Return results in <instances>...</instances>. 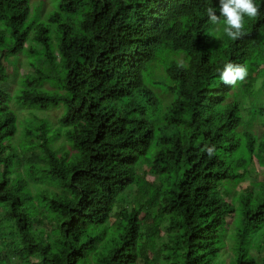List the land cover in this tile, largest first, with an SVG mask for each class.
<instances>
[{
    "label": "trees",
    "instance_id": "16d2710c",
    "mask_svg": "<svg viewBox=\"0 0 264 264\" xmlns=\"http://www.w3.org/2000/svg\"><path fill=\"white\" fill-rule=\"evenodd\" d=\"M29 2L0 0V81L39 54L0 89V264H264V179L233 188L264 170V134L239 130L264 117V0L235 41L219 0H59L33 38ZM226 62L248 80L225 85ZM12 102L34 118L18 142Z\"/></svg>",
    "mask_w": 264,
    "mask_h": 264
},
{
    "label": "rangeland",
    "instance_id": "374dc122",
    "mask_svg": "<svg viewBox=\"0 0 264 264\" xmlns=\"http://www.w3.org/2000/svg\"><path fill=\"white\" fill-rule=\"evenodd\" d=\"M30 14L25 22V26H29L30 24H33L29 29L30 38H33V36L36 33L35 26L40 25L41 23L47 22V19L49 15L54 12L56 9H58L59 6V0H30ZM1 30H7V34L10 35V29L9 26L6 24L5 21L0 20V36L2 35ZM8 39V38H7ZM9 40V39H8ZM31 43L28 45H25L24 50L21 53H12L11 55L7 56L6 59L3 60L4 67L6 68V73H8L9 79L7 80H1L0 81V89H3L4 91H7L8 94L12 95L15 94L16 90L20 87V80L23 78V76L27 75L32 69L28 68L25 65V62L28 60H36V57L39 56V54H32L29 49L31 46L37 44L34 43V40H30ZM24 55L26 57H24ZM29 58V59H28ZM249 77L246 78V81ZM48 86V85H47ZM262 107H264V93L262 95ZM233 98V97H232ZM15 99V97H14ZM10 106L18 113L19 120H18V131L16 134L15 142H18L17 138L20 136L22 138L25 126L31 125L32 121L34 120L33 115L30 113H27L25 110H21V105L17 103H10ZM26 107V106H24ZM56 109H51L49 111V114L54 116L56 114ZM250 118V115L245 112V120ZM239 130H248L249 132L255 134L257 138H261L264 134V117H261L258 115L256 119H253L251 123H245L244 125L239 127ZM247 146L245 144H242L239 151H238V157L241 156V158L247 157ZM148 179L154 180L156 177L152 174H149L147 176ZM264 179V170L261 166H256L250 170V175L244 179L239 181L233 188L234 192L236 194L240 192H244L245 188H250L252 191H256L258 186H256L254 182H259ZM131 201V198L128 200ZM1 211V210H0ZM233 222L234 218L233 216L229 217V225L227 227L225 239L227 240V246L231 243L228 235L231 234L232 237L236 234V228H233ZM225 253H223V259L226 260V262L229 260L231 256V252L228 250V248L225 249ZM253 254L256 255V252L253 250ZM262 255L263 253H259ZM13 264H20L17 258H12Z\"/></svg>",
    "mask_w": 264,
    "mask_h": 264
},
{
    "label": "clouds",
    "instance_id": "9594fccd",
    "mask_svg": "<svg viewBox=\"0 0 264 264\" xmlns=\"http://www.w3.org/2000/svg\"><path fill=\"white\" fill-rule=\"evenodd\" d=\"M207 17L212 25H224L223 32L228 38L235 41L245 35L244 17L256 18L260 14V8L255 0H219V15L213 7L206 8ZM214 37V35L209 34ZM180 68H186L183 61L177 64ZM220 80L230 87H235L238 82H243L248 76V68L243 64L226 62L222 70H219ZM209 157L214 155L215 146H206Z\"/></svg>",
    "mask_w": 264,
    "mask_h": 264
}]
</instances>
